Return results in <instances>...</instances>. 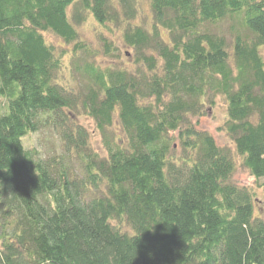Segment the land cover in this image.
Listing matches in <instances>:
<instances>
[{
	"label": "trees",
	"instance_id": "obj_1",
	"mask_svg": "<svg viewBox=\"0 0 264 264\" xmlns=\"http://www.w3.org/2000/svg\"><path fill=\"white\" fill-rule=\"evenodd\" d=\"M141 10L0 0V264H264L256 191L234 181L238 155L264 194V0ZM216 97L234 148L199 128ZM43 130L58 151L24 144Z\"/></svg>",
	"mask_w": 264,
	"mask_h": 264
},
{
	"label": "rangeland",
	"instance_id": "obj_2",
	"mask_svg": "<svg viewBox=\"0 0 264 264\" xmlns=\"http://www.w3.org/2000/svg\"><path fill=\"white\" fill-rule=\"evenodd\" d=\"M141 8L142 13L141 17L138 18V23H140V19H143L147 15L150 14L149 10V0H141ZM137 22V21H136ZM146 23L148 21H145ZM147 25V24H146ZM226 25V24H225ZM224 24L220 27H226ZM95 27L96 24L92 23L91 21L85 24L81 27L80 32L84 39L94 42L95 43ZM46 37L49 41L62 45L63 42L55 37L54 35L50 33H46ZM114 37V36H113ZM119 35L116 36V42L121 46L122 48V61L120 63L128 62V57H126V53L130 52V49L123 46L120 39H118ZM206 114L199 119V128L206 130L210 132L218 144L220 146H228L230 148H234V144L231 140V138L227 135L225 130H222V126L224 125L227 117V105L226 102L222 97H216V102L214 105H209L206 107ZM82 123H84L86 126L89 127L90 130H92V143L93 146L99 150L102 151L103 144L101 137L98 133H95L93 131L94 129V122L91 121L88 118L82 117L80 120ZM195 122L197 120H194ZM59 137L58 135L51 131V130H43L38 133H32L24 137L23 142L24 144L31 148V147H37L42 152H53L59 150ZM237 161V169L236 173L234 175V181L241 186H248L253 188L256 191V213L264 217V194L262 192V189L259 187V182L261 180H256L242 165H241V159L237 155L236 157Z\"/></svg>",
	"mask_w": 264,
	"mask_h": 264
}]
</instances>
